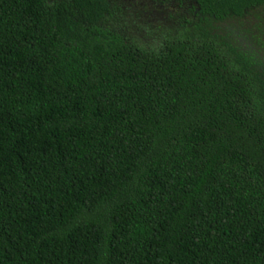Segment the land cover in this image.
Here are the masks:
<instances>
[{
    "label": "trees",
    "instance_id": "16d2710c",
    "mask_svg": "<svg viewBox=\"0 0 264 264\" xmlns=\"http://www.w3.org/2000/svg\"><path fill=\"white\" fill-rule=\"evenodd\" d=\"M113 1L0 0V264H264V0Z\"/></svg>",
    "mask_w": 264,
    "mask_h": 264
},
{
    "label": "rangeland",
    "instance_id": "374dc122",
    "mask_svg": "<svg viewBox=\"0 0 264 264\" xmlns=\"http://www.w3.org/2000/svg\"><path fill=\"white\" fill-rule=\"evenodd\" d=\"M124 10V24L132 38L144 43H154L160 34L162 19L155 8H163L150 0H114ZM113 1V2H114ZM175 4V2H173ZM147 4L148 9H144ZM145 14H144V13Z\"/></svg>",
    "mask_w": 264,
    "mask_h": 264
}]
</instances>
